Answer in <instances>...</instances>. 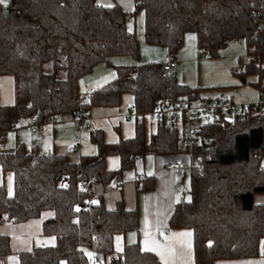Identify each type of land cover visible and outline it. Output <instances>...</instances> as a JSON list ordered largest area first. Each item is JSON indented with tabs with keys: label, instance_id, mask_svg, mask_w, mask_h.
Wrapping results in <instances>:
<instances>
[{
	"label": "trees",
	"instance_id": "1",
	"mask_svg": "<svg viewBox=\"0 0 264 264\" xmlns=\"http://www.w3.org/2000/svg\"><path fill=\"white\" fill-rule=\"evenodd\" d=\"M134 8L133 14L142 12L145 41L165 45L169 52L182 44L186 32H193L196 50L208 56L237 38L244 40L250 55H264V0H135ZM129 16L119 4L105 7L97 0L0 4V74L11 75L14 82V102L0 104V169L13 178L11 196L0 183V223H20L49 211L42 229L55 238L53 245L17 252L18 264H92L82 250L93 249L112 263L160 264L154 252L142 250L136 242L114 250L115 235L137 228V211L126 209L121 200L113 209L101 201L108 185L119 182L122 171L146 154L198 165L182 171L189 174V200L177 202L169 220L172 227L192 229L194 264L255 256L264 239V204L253 200L255 193L264 192V111L230 122L208 120L199 125L191 120L196 133L188 145L185 124L180 129L151 112L160 99L189 103L198 91L176 80L175 66L164 70L156 62L117 66L113 79L81 101L79 79L96 63L114 55H137L139 43L127 27ZM168 60L176 65L172 55ZM249 64L262 87L264 70ZM123 93L132 96L141 117L135 134L106 142L100 129L91 130L95 154H80L71 161L63 154L26 151L21 142L13 150L2 147L18 120L75 118L79 128L86 127L88 106H117ZM81 108L85 125L76 119ZM143 116L156 119L148 137ZM110 154L119 156L118 169L105 167ZM10 252L9 236L0 234V264Z\"/></svg>",
	"mask_w": 264,
	"mask_h": 264
},
{
	"label": "crops",
	"instance_id": "2",
	"mask_svg": "<svg viewBox=\"0 0 264 264\" xmlns=\"http://www.w3.org/2000/svg\"><path fill=\"white\" fill-rule=\"evenodd\" d=\"M247 55L249 57V60L244 66L247 72L254 73L248 70L247 65L249 63L254 66H259L264 70V55L262 56L258 54L250 55L248 52ZM253 55L258 56L259 63H254L252 61ZM165 60L167 61L168 57H166ZM104 64H105L104 62L96 63L89 72L84 74L79 79L78 88H79L81 101L84 98L83 94H85V92L89 94L92 90L106 84L115 77L114 76L113 78H111L113 73L110 71V68L106 67V65ZM241 66L242 65L240 64L239 67L241 68ZM176 68H177V61L172 71L175 72ZM254 74L256 76V82L254 83V86L258 90L257 91L258 93L257 98H258L264 90V79L260 81V85L262 87H258L257 80L259 78L257 73ZM81 79L84 80L85 86L82 85ZM243 81L245 80L243 79ZM206 98L208 97L204 98V97H199L198 95L197 99H193L188 102L192 104H196ZM229 98L234 101L233 97H229ZM13 102H14L13 77L9 74H0V104L10 105ZM128 109H130V107H128L127 110ZM117 110H118V105H117ZM127 110L124 111V114L127 112ZM124 114L120 115V113H117L113 115H116V117L119 119L122 117L124 118ZM226 117H230V116H224L221 119H216L213 121L216 122L222 119L225 120ZM140 118H141L140 116H138L136 119L134 118V121H136V123L134 125L133 131L131 132L132 135L127 136V138L132 137L135 134V127L136 124L139 123L138 120ZM149 118L153 119L154 122L156 121L154 117L149 116ZM205 119L207 121H204ZM142 120L144 122V116L142 117ZM208 120H210V118H204L201 120L194 119V121L192 122L194 123L196 122V124L200 125L201 122H208ZM33 122H28V120L26 119L18 120L11 131L20 134L22 133L21 131L24 130L27 131L25 128L26 125ZM34 123H39L41 128V126L52 124L53 121L45 122V123H40V122H34ZM148 124L150 127L151 123L149 122ZM115 127L117 128L116 130L120 133L119 120H118V124ZM179 128L181 129V125H179ZM18 129L21 131H15ZM41 130H42L41 136H36L35 134L31 132L30 133L36 136L37 138H39L42 137L43 135V129L41 128ZM57 130L56 131L53 130L54 133H56ZM8 133L6 134V137L8 136ZM16 143H20V142L16 140L14 142V147ZM79 144L80 143L77 142V146ZM2 147H5V141L3 142ZM14 147L9 150H13ZM35 147L36 145L32 146L31 150H36L37 152H39L40 150L39 149L37 150ZM58 147L59 148L52 150V152L56 154L66 155L68 159L71 161H76L80 156V154L69 153L67 151V150L76 151V148L70 149L69 146H58ZM31 150H27V151H31ZM169 159H171V157L161 156L159 154H146L141 158L135 159L134 164L131 168H127L122 171L119 177L120 181L116 183H110V185H108V187L102 192L101 201L106 208L113 209L116 206V203L121 200L126 209L137 211V217H138L137 228L133 230H128L123 234H117L114 236L113 248L115 251H117V248L115 247V238L117 236L121 238V242H122L119 244L120 250L122 249L124 244H130L136 242L141 249H144V251H149L145 247L144 242L146 239L152 238L155 239V241L161 246L159 251H162L164 253V259H161V256L157 254V251H151L157 255L160 264H194L192 229L189 227H172L169 224V220L172 215L174 205L177 202L184 201L183 199L184 194H182L183 191L177 187L178 181L179 180L181 182L184 181L186 175L188 176L187 178L189 180V174L186 172H181L178 175L173 176L169 172L166 166V163L169 161ZM119 164H120V158L116 154H110L105 158V167L107 169L110 170L118 169ZM149 173H151V175H149ZM6 177L5 174L1 172L0 169V183L2 182L5 183V186L7 182ZM8 189L9 188L7 187V192ZM187 192L189 198V191ZM253 200L257 204H264V192L255 193L253 196ZM50 216H51V212L44 211L41 213L40 216L29 218L28 220L20 223H13L8 220H4L3 222H1L0 234H5L9 236V245L11 249L10 253L17 255V252L21 250H29L33 246L53 245L55 241L54 236L49 233L48 234L44 233L42 229L43 220L49 218ZM165 230H167V232H165ZM145 232L149 234L148 237L145 236ZM181 232H191V236L181 237V236L173 235ZM50 238H54V239H50ZM263 241L264 239L259 241L257 254L255 256L248 258H228V257L216 258L212 261L211 264H264V253L262 252V247H261ZM92 242L94 241L92 240L91 244H93ZM89 252L93 253V256L96 254L100 257L99 260L95 261L93 256L90 259L86 255L88 261L91 262L92 264L98 261H100L101 264H119V263H112L108 257H103L102 254L96 252L94 249L90 250ZM64 263L66 264L65 261Z\"/></svg>",
	"mask_w": 264,
	"mask_h": 264
},
{
	"label": "rangeland",
	"instance_id": "3",
	"mask_svg": "<svg viewBox=\"0 0 264 264\" xmlns=\"http://www.w3.org/2000/svg\"><path fill=\"white\" fill-rule=\"evenodd\" d=\"M99 3L105 5L119 4L128 15L131 13L127 21V27H131L139 43L136 56L114 55L109 58L108 62H104V65L110 68V71L113 73L111 78L115 76V68L117 66H134L152 62L163 63L166 61V57L172 55L174 60L177 61V68L175 72L173 71L176 80L188 86L195 87L199 97L210 98L216 95H223L233 97L236 103H248L257 98L258 90L254 86L256 76L254 73L247 72L244 68L249 57L242 38L228 42L224 47L218 49L215 56H208L196 50V38L193 32H186L182 44L174 52H169L165 45L145 41L142 32V12L139 10L134 14L132 13L135 11V0H99ZM240 64L242 65L241 68L239 67ZM45 70H50L49 63H47ZM82 79V85L85 86L84 80ZM83 96V101H86L88 94L85 92ZM128 107L135 110L132 96L129 93H123L120 96L118 110L117 106H88L86 114L90 118L86 127L78 128L75 118L57 119L50 125L41 126L43 135L39 138L28 131L18 129L15 131H21L22 133L19 134L12 131L8 133L3 149H12L14 142L18 140V142L23 143L26 151L31 150V147L36 145L35 148L37 150L39 149L40 153L48 154L52 150L59 148L58 146H69L70 149L76 148V151L67 150L69 153L95 154L97 150L96 144L89 139V132L91 130L100 128L103 138L107 142H116L119 138H127V136L132 135L131 132L136 123L134 118L125 119L122 117L118 119L116 115H113L117 113H120V115L124 114V111ZM118 120L121 134L115 127L118 124ZM204 121L207 120L205 119ZM149 122L151 123L150 127ZM144 124L145 135L148 137L149 133L155 130V122L149 116H144ZM53 130H57V132L54 133ZM9 134H11V138ZM77 142L80 143L78 146ZM185 160L187 159L185 158ZM9 176H11V188L13 187L12 175L10 172H6V192L7 187L9 188ZM187 177L186 175L182 182L179 180L177 185L183 191L184 200H189L187 192L189 180ZM120 243H122L121 239L118 242L115 238L116 248ZM8 257H15V260L9 261ZM17 262L18 258L16 254L10 253L5 259V264H17ZM60 264L65 263L61 261ZM94 264L101 263L98 261Z\"/></svg>",
	"mask_w": 264,
	"mask_h": 264
},
{
	"label": "built area",
	"instance_id": "4",
	"mask_svg": "<svg viewBox=\"0 0 264 264\" xmlns=\"http://www.w3.org/2000/svg\"><path fill=\"white\" fill-rule=\"evenodd\" d=\"M252 61L254 63H259L258 56L253 55ZM174 66L175 63L172 60H167L162 63L164 70H170ZM263 111L264 95H260L254 101L248 103H236L229 97L216 95L203 99L196 104L177 101L172 97L160 99L157 101L156 107L151 112V114H153L157 120H164L170 124L183 126L185 124V129L183 130L184 141L188 145H192L196 131L192 132V125H190L191 120L210 118V120L213 121L216 119H221L224 116L240 118ZM83 114L84 110L82 108L76 114V119L80 125L86 124V117ZM138 116H140V114L131 108L128 109L124 114L125 119H131L132 117L136 119ZM25 128L27 131L35 134L36 136H41L42 134L39 123H30L26 125ZM166 166L173 176L178 175L182 171H188L193 166L198 168V165L187 163L181 158L170 159L166 163ZM87 185L88 182L82 183L83 188H87ZM90 200L91 198H88V202H90ZM261 247L262 252L264 253V243H262ZM93 258L95 261H97L100 257L95 254Z\"/></svg>",
	"mask_w": 264,
	"mask_h": 264
},
{
	"label": "snow or ice",
	"instance_id": "5",
	"mask_svg": "<svg viewBox=\"0 0 264 264\" xmlns=\"http://www.w3.org/2000/svg\"><path fill=\"white\" fill-rule=\"evenodd\" d=\"M7 2H8V0H0V4H3V5H6ZM97 3L99 4V0H97ZM105 7H111V5H105ZM129 30H131V27H129ZM9 136L11 138V134H9ZM149 175H151V173H149ZM61 186L64 187L65 185H61ZM8 194H9V196L12 195L11 176H9V189H8ZM93 203H95V201H93ZM173 235L174 236H181V237H190L191 236V232H181V233H176V234H173ZM145 236L148 237L149 234L147 232H145ZM50 239H54V238H50ZM120 239L121 238L119 236L116 237V240L118 242L120 241ZM144 243H145V247L147 248V250H149V251H157V254L161 256V259H164V253L162 251H159V249H160L161 246L155 241V239H152V238L146 239ZM262 243H264V242H262ZM142 250H144V249H142ZM82 251H85V254L90 259L92 258L93 253L87 252L86 250H82ZM117 251H120L119 244L117 245ZM8 259H9V261H14L15 260V257H8ZM17 264H18V262H17Z\"/></svg>",
	"mask_w": 264,
	"mask_h": 264
},
{
	"label": "water",
	"instance_id": "6",
	"mask_svg": "<svg viewBox=\"0 0 264 264\" xmlns=\"http://www.w3.org/2000/svg\"><path fill=\"white\" fill-rule=\"evenodd\" d=\"M225 120L230 122L232 120V118L231 117H226ZM165 232H167V230H165Z\"/></svg>",
	"mask_w": 264,
	"mask_h": 264
}]
</instances>
